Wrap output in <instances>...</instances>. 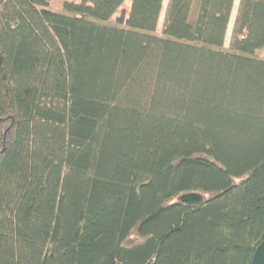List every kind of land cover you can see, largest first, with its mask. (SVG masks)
Instances as JSON below:
<instances>
[{
    "label": "trees",
    "instance_id": "obj_1",
    "mask_svg": "<svg viewBox=\"0 0 264 264\" xmlns=\"http://www.w3.org/2000/svg\"><path fill=\"white\" fill-rule=\"evenodd\" d=\"M126 1L0 0V264H251L264 240V0L228 48L235 0H168L160 34L164 0Z\"/></svg>",
    "mask_w": 264,
    "mask_h": 264
},
{
    "label": "rangeland",
    "instance_id": "obj_2",
    "mask_svg": "<svg viewBox=\"0 0 264 264\" xmlns=\"http://www.w3.org/2000/svg\"><path fill=\"white\" fill-rule=\"evenodd\" d=\"M65 1L66 0H50L49 5L51 7H53V8H60ZM167 4H168V0H164L163 1V8H162V11H161V14H160V17H159V21H158V25H157V29H156V32L158 34H160L162 32V29H163L164 17H165V11H166V8H167ZM238 5H239V0H235L234 1V6H233V9H232V13H231V16H230V21H229L226 37H225V47L226 48L229 47L230 37H231L232 29H233L234 20H235L236 14H237ZM124 6H125L126 10H129V8H130V0H127L125 2ZM194 7H195V0H189V2L187 3V6L185 8V15L188 18H192L193 17Z\"/></svg>",
    "mask_w": 264,
    "mask_h": 264
},
{
    "label": "water",
    "instance_id": "obj_3",
    "mask_svg": "<svg viewBox=\"0 0 264 264\" xmlns=\"http://www.w3.org/2000/svg\"><path fill=\"white\" fill-rule=\"evenodd\" d=\"M203 200V197L197 193H188L180 197V202L192 205L201 204ZM251 264H264V240L256 248L252 257Z\"/></svg>",
    "mask_w": 264,
    "mask_h": 264
}]
</instances>
